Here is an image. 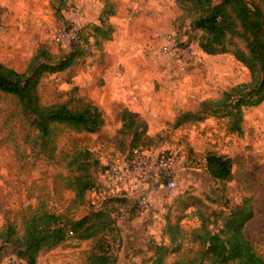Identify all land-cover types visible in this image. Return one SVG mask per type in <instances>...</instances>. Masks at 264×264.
<instances>
[{
    "label": "rangeland",
    "instance_id": "rangeland-1",
    "mask_svg": "<svg viewBox=\"0 0 264 264\" xmlns=\"http://www.w3.org/2000/svg\"><path fill=\"white\" fill-rule=\"evenodd\" d=\"M111 1L115 13L106 20L113 25L111 38H101L99 44L91 25L99 24L102 0H0V61L24 70L40 45L58 58L73 43H82L84 51L75 62L41 77L39 97L43 103L64 101L74 108L91 102L104 117L96 132L57 127L51 156L25 136L32 129L15 96L2 94L0 227L10 220L21 228L19 212L38 199L68 217L86 214L91 209L87 196L84 203L74 204V192L65 187L66 176L79 172L72 159L85 157L89 173L100 177L113 155L138 142L180 154L177 187L168 196L160 180L153 179L144 208L132 185L120 195L125 200L107 206L114 222L109 243L116 255L108 264H149L151 242L166 241L162 231L168 219L174 222L187 213L180 223L191 228L199 223L193 212L196 206L227 210L243 196H250L254 207L245 233L264 254V100L244 108L241 133L228 131L226 119L211 114L176 123L179 113L197 110L201 100L249 80L248 69L229 52L201 50L200 32L190 28L175 0ZM123 106L146 124L136 141L131 132L119 131L122 122L116 112ZM208 152L232 157L231 180L210 176L205 165ZM91 245L90 239L71 236L40 252L34 264H85ZM4 250L0 264H26L9 245ZM176 257L170 254L166 264H173Z\"/></svg>",
    "mask_w": 264,
    "mask_h": 264
},
{
    "label": "trees",
    "instance_id": "trees-1",
    "mask_svg": "<svg viewBox=\"0 0 264 264\" xmlns=\"http://www.w3.org/2000/svg\"><path fill=\"white\" fill-rule=\"evenodd\" d=\"M102 1L99 24L91 25L94 40L99 44L101 38H111L113 25L106 20L115 13L113 1ZM175 2L182 9V15L189 18L190 28L200 32L197 44L201 50L208 54L231 53L248 69L250 75L249 80L225 88L218 97L201 100L197 110L179 113L176 123L201 120L205 114H211L225 118L228 131L241 133L244 108L258 105L264 100V0ZM83 51L82 43L77 41L68 52L55 58L46 47L40 45L24 70H17L0 61V98L2 94L15 96L21 115L32 129L25 136L32 138L33 145L37 144L41 151H47L51 156L56 147L57 127L63 126L75 132H96L104 122L101 109L94 103L87 102L74 108L64 101L43 103L39 97L41 77L45 73L67 68ZM116 115L122 122L119 131L131 132L136 141L146 124L137 120L133 111L126 106L121 107ZM137 143L134 142L123 152L135 147L147 148ZM71 164L79 172L66 176L65 187L74 192V204L84 203L86 192L101 185L100 177L89 173L85 157H74ZM205 165L215 180L226 182L233 178L231 156L208 152ZM104 169L105 165L102 171ZM122 200L125 199L120 195L109 196L100 207L91 208L78 218L50 210L42 199H38L34 205L27 204L19 212L21 228L10 220L0 227V259L7 244L26 264H34L40 252L75 236L92 242L85 264L113 262L116 255L111 251L109 232L114 222L106 208L112 201ZM193 212L199 223L191 228L180 223L187 213L179 215L174 222L167 220L162 231L166 241L151 242L149 264H166L167 257L173 253L177 254L173 264H264V254L257 250L253 240L245 233L247 222L254 215L250 196H243L227 210L209 211L196 206ZM186 248L193 253L187 254Z\"/></svg>",
    "mask_w": 264,
    "mask_h": 264
},
{
    "label": "built area",
    "instance_id": "built-area-1",
    "mask_svg": "<svg viewBox=\"0 0 264 264\" xmlns=\"http://www.w3.org/2000/svg\"><path fill=\"white\" fill-rule=\"evenodd\" d=\"M74 36L71 35V38ZM179 163L180 154L172 150L135 147L127 152L116 153L100 174L101 185L90 188L86 192V200L91 208H97L109 196L125 195L123 190L132 185L138 188L139 206L144 208L143 204L151 197L149 187L153 179L160 180L166 195L175 194Z\"/></svg>",
    "mask_w": 264,
    "mask_h": 264
}]
</instances>
